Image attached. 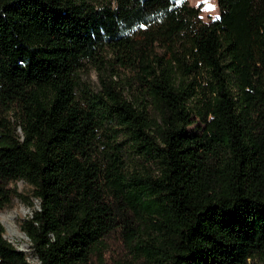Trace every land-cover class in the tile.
<instances>
[{"label": "trees", "instance_id": "1", "mask_svg": "<svg viewBox=\"0 0 264 264\" xmlns=\"http://www.w3.org/2000/svg\"><path fill=\"white\" fill-rule=\"evenodd\" d=\"M217 3L0 0V209L34 187L39 264L263 257L264 0ZM4 231L0 264H32Z\"/></svg>", "mask_w": 264, "mask_h": 264}, {"label": "rangeland", "instance_id": "2", "mask_svg": "<svg viewBox=\"0 0 264 264\" xmlns=\"http://www.w3.org/2000/svg\"><path fill=\"white\" fill-rule=\"evenodd\" d=\"M189 2L200 8V17L204 21H210L220 16L217 0H189ZM89 81L93 87H96V76L93 71L90 73ZM202 128V124L197 121L190 125L188 130L191 132H200ZM142 163V161H139V163L128 162L129 169L131 168V170H133L136 168L140 170ZM147 165H149V163ZM10 187L14 189L16 193L12 194L10 203L0 209V221L3 222L5 228L4 237L17 248H21L24 251L26 250L27 259L32 264H39L38 259L31 253L29 240L22 234L20 227L22 221L27 218L34 209L38 208L39 200L33 195L34 187L24 179L16 180L10 184ZM8 223H12L14 227H11ZM14 230H17L18 235L15 234ZM28 247L30 250L29 252H27ZM108 248L109 250L105 254L107 264H111L118 260L123 261L125 258L122 256L124 251L119 241L112 240ZM251 264H264V253L263 257L255 258L251 261Z\"/></svg>", "mask_w": 264, "mask_h": 264}, {"label": "bare ground", "instance_id": "3", "mask_svg": "<svg viewBox=\"0 0 264 264\" xmlns=\"http://www.w3.org/2000/svg\"><path fill=\"white\" fill-rule=\"evenodd\" d=\"M8 225H10L11 227H14V225L12 224V223H8ZM14 232H15V234H17L18 235V233H17V230H14ZM30 250H29V247L27 248V252H29ZM25 252H26V250H25Z\"/></svg>", "mask_w": 264, "mask_h": 264}, {"label": "water", "instance_id": "4", "mask_svg": "<svg viewBox=\"0 0 264 264\" xmlns=\"http://www.w3.org/2000/svg\"><path fill=\"white\" fill-rule=\"evenodd\" d=\"M2 224H3V222L2 221H0ZM4 226V225H3ZM22 234L23 235H25L26 237H27V235L25 234V232L24 231H22ZM28 238V237H27ZM19 250H21V251H24L23 249H21V248H18ZM25 252V251H24Z\"/></svg>", "mask_w": 264, "mask_h": 264}, {"label": "snow or ice", "instance_id": "5", "mask_svg": "<svg viewBox=\"0 0 264 264\" xmlns=\"http://www.w3.org/2000/svg\"><path fill=\"white\" fill-rule=\"evenodd\" d=\"M218 18V17H217Z\"/></svg>", "mask_w": 264, "mask_h": 264}]
</instances>
